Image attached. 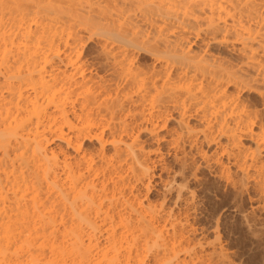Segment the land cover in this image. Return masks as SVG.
I'll return each instance as SVG.
<instances>
[{"label": "bare ground", "instance_id": "obj_1", "mask_svg": "<svg viewBox=\"0 0 264 264\" xmlns=\"http://www.w3.org/2000/svg\"><path fill=\"white\" fill-rule=\"evenodd\" d=\"M202 170L264 210V0H0V264H229Z\"/></svg>", "mask_w": 264, "mask_h": 264}, {"label": "rangeland", "instance_id": "obj_2", "mask_svg": "<svg viewBox=\"0 0 264 264\" xmlns=\"http://www.w3.org/2000/svg\"><path fill=\"white\" fill-rule=\"evenodd\" d=\"M87 45L90 46H88L89 49H86L89 54L93 51L92 47L94 46L92 43H87ZM140 60H142L143 63L146 61L150 62L148 57L144 55L143 57L140 56ZM243 96H245V98L247 96V98L252 101H250L251 103L257 104L258 102L257 97L254 95L251 96V94H244ZM200 174L202 180H207L209 185H206H211L210 188L212 191H210L209 196H206L204 192H201L202 195L200 194V201H203L202 203L200 202L202 211L199 210L201 212H198V214L200 213L201 215L197 214L198 217L196 216L197 218L194 221V227L197 229L194 235L198 234L194 236V239H198V241L201 239L200 241L207 245L205 247L207 250L210 249L209 244L212 245L213 242L216 243V241H210L219 239L218 242H220V244H217L220 246L222 245L225 249V253L228 255L229 264L230 262H232V264H264V210H261L259 204L256 205L258 202L255 200L257 199L251 200L255 196L250 199L249 196H251L252 193H248V195L245 194L241 197L242 200L241 198H239V200H236V198L233 200L234 197L231 195L232 193L229 192L230 190L228 191L227 188H222L223 185H221L215 178L214 180L209 175L208 171L202 170ZM154 181L157 182L156 177H154ZM203 182L206 183V181ZM214 183H216L215 186L213 185ZM153 184L154 182L151 183L152 186ZM216 185H220V187ZM215 187H217V191L215 190ZM213 194L216 195L214 196ZM156 195L157 193L153 191L150 197L157 199L158 196L156 197ZM203 195L204 197H208L207 201L206 198L202 197ZM255 206L256 208H254ZM253 208L256 209L257 212L259 209V212L257 213L255 210L252 211L251 209ZM246 215L247 217L250 215V217L247 219V217L245 218ZM214 237L217 239H214ZM204 238H206V241H209L210 239V243L207 241L208 244H206Z\"/></svg>", "mask_w": 264, "mask_h": 264}]
</instances>
